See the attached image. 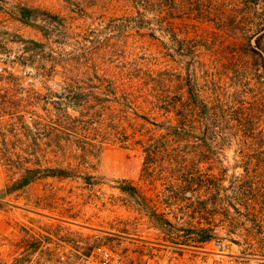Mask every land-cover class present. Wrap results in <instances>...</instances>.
Instances as JSON below:
<instances>
[{
  "label": "trees",
  "instance_id": "obj_1",
  "mask_svg": "<svg viewBox=\"0 0 264 264\" xmlns=\"http://www.w3.org/2000/svg\"><path fill=\"white\" fill-rule=\"evenodd\" d=\"M64 1L78 12L99 2L124 8L130 14L111 20L108 31L167 35L185 61V72L167 70L130 85L121 73L65 52L64 17L33 0H0L1 13L42 37L24 38L0 21V170L8 178L0 197L43 178L74 176L72 163L88 167L98 142L138 147L147 177L180 191L191 188L193 175L170 166L185 158L174 153L206 150L226 138L240 146L264 143V0ZM182 14L216 23L227 39L212 43L206 32L188 39L192 25L182 30L175 25ZM15 68L30 69L26 77L32 83L55 82L58 91L25 86ZM120 190L137 192L132 186ZM29 248L10 262L0 256V264H28L39 245Z\"/></svg>",
  "mask_w": 264,
  "mask_h": 264
},
{
  "label": "rangeland",
  "instance_id": "obj_2",
  "mask_svg": "<svg viewBox=\"0 0 264 264\" xmlns=\"http://www.w3.org/2000/svg\"><path fill=\"white\" fill-rule=\"evenodd\" d=\"M33 3L65 18V52L74 51L85 62L91 59L110 73H121L130 85H142L147 76L167 70L185 72V61L167 35L155 31L154 37L149 30L131 28L120 34L108 31L111 20L130 14L124 8L99 2L78 12L64 0ZM185 16L186 20L178 15L175 25L180 30L192 25L188 39L202 32L208 33L212 43L227 39L216 23ZM0 21L24 38L42 39L36 30L1 12ZM181 37L177 32V38ZM14 71L25 86L29 82L38 92L59 89L55 82L32 83L26 77L30 69ZM135 122L155 129L143 120ZM227 139L206 150L174 153L185 158L170 166L193 175L186 191L148 178L138 147L96 143L88 167L72 163L74 176L43 178L0 197L1 258L10 262L23 250L31 252L29 244L36 243L39 249L30 254L28 264H89L91 252L100 247L110 248L123 264H158L198 248L212 249L218 240L222 242L219 250L264 261V143L240 146ZM84 175L92 179L85 181ZM7 181L0 170V192ZM123 186L135 187L136 194L122 192Z\"/></svg>",
  "mask_w": 264,
  "mask_h": 264
},
{
  "label": "built area",
  "instance_id": "obj_3",
  "mask_svg": "<svg viewBox=\"0 0 264 264\" xmlns=\"http://www.w3.org/2000/svg\"><path fill=\"white\" fill-rule=\"evenodd\" d=\"M222 242L214 241L213 248H198L197 252H185L187 254L175 255L164 258L158 264H264L261 259L257 263L256 258L248 256H239L228 254L227 251L219 250ZM197 253V254H194ZM63 260L64 256L61 255ZM89 264H123L120 257L117 256L110 248L100 247L94 249L89 256Z\"/></svg>",
  "mask_w": 264,
  "mask_h": 264
}]
</instances>
